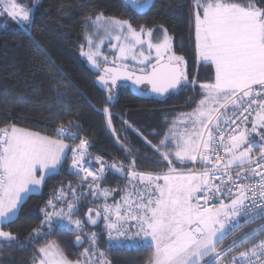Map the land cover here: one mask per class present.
Masks as SVG:
<instances>
[{"label": "snow or ice", "instance_id": "1", "mask_svg": "<svg viewBox=\"0 0 264 264\" xmlns=\"http://www.w3.org/2000/svg\"><path fill=\"white\" fill-rule=\"evenodd\" d=\"M37 3L39 0L30 8L19 0H0V15L30 28ZM141 7L147 8L149 3ZM195 7L197 56L214 68L215 77L200 84L202 98L197 107L177 117L159 145H152L157 154L154 166L161 170L139 171L135 157L130 165L117 160L109 164L101 156L93 161L89 153L92 145L79 135L80 125L73 121L58 126L54 135L0 127V247L27 248L47 240L59 226L75 235L77 245L87 240L88 247L73 261L55 241L48 242L34 253L32 264H110L99 250L102 233L85 230V223L98 226L102 219L107 247L127 243L150 248L145 264H264V239H257L264 236V224L237 237L226 249L218 247L240 229L242 221L264 220V8L258 7L256 0H196ZM85 24L91 31L86 36L88 50L81 46V55L94 69H103L98 80L108 93V103L115 99L119 80L137 87L148 85L151 93L159 96L195 85L183 71L184 57L174 53L167 29H163L162 39L154 42L152 29H136L129 20L105 17L102 12L94 20L87 17ZM105 39L115 50L111 61L101 51ZM35 43L55 71L62 73L39 42ZM129 60L140 66L139 74L126 63ZM109 62L114 66H106ZM64 80L67 76H61L52 87L60 89ZM65 97V92L57 90L52 102L63 104ZM104 112L109 116L108 127L118 136L109 108ZM241 116L243 120L236 125ZM123 123L131 127L127 120ZM77 139L79 144H75ZM122 147L131 156L130 147ZM68 151L72 153L68 171L81 181L80 187L61 186L41 208V228L34 229V235L25 241L3 230L49 176L60 174L69 159ZM93 163L99 167L94 168ZM109 170L121 178L127 176V184L117 189L101 187ZM116 191L122 193L120 200L109 204V196ZM88 195L93 204L103 197L102 209L89 207L87 221L74 219L81 199ZM201 199L202 205L198 203ZM133 228L136 231L131 233ZM246 243L250 246L226 259Z\"/></svg>", "mask_w": 264, "mask_h": 264}, {"label": "trees", "instance_id": "2", "mask_svg": "<svg viewBox=\"0 0 264 264\" xmlns=\"http://www.w3.org/2000/svg\"><path fill=\"white\" fill-rule=\"evenodd\" d=\"M138 1L141 4L134 3L136 7H141L147 0ZM19 3L31 8L35 1L19 0ZM195 3L196 0H152L149 7L140 12L124 0H40L32 12L30 33L4 17L6 15H0V127L16 126L42 135H54L57 126H67L69 121H73L80 125L77 131L94 143L93 150L96 153H109L128 165L132 163V157H135L138 170L160 171L154 166L157 154L152 145H159L178 116L197 107L202 98L200 84L214 81L215 77L214 68L197 56ZM256 3L258 7L264 8V0H256ZM101 12L105 17L127 19L136 29L141 26L146 30L159 27L167 29L174 41L173 51L184 57L185 73L189 81H196L195 85L190 83L185 89L168 93L162 99H155L141 98L126 84H119L114 90L115 99L108 103V93L101 90L95 82L99 73L81 55L85 19L89 16L93 19ZM34 41L39 42L55 65L63 69L62 73L55 71L53 65L40 54ZM61 76H67V80L62 81L64 86L60 89L53 88L52 84L60 81ZM57 90L66 93L63 104L52 102ZM105 107L109 108L118 136L113 135L108 127L109 116L104 112ZM228 111L230 114L231 108ZM124 120L131 127L125 125ZM122 145L130 147L131 156L125 153ZM255 155H258V150ZM68 157L60 174L49 176L42 184L41 191L27 198L20 207L17 218L3 225V230L10 231L20 241H25L30 235H34V229L41 228V221L44 219L41 208L61 186L65 189L69 184L80 187L81 181L68 171L70 151ZM125 182L118 177L106 176L101 187L117 189L123 187ZM87 187L84 184L83 190ZM77 194L79 195V191ZM121 195L120 191H116L107 202L113 203ZM92 199L90 195L81 199L76 218L84 221L89 207L101 208L105 203L103 197L96 204L92 203ZM261 224H264L262 219L253 223L243 222L240 229L228 235L218 247L226 249L234 239L257 229ZM104 227L102 219L95 228H89L85 224L86 231L102 233L99 250L105 253L110 264H145L152 249L126 245L109 248L106 245L108 237ZM43 230L47 232V226ZM261 237L263 236H258L257 239ZM74 238L75 235L67 230L55 227L47 240H41L27 248L0 247V264H32L34 253L52 241L61 247L69 259L75 261L84 248L88 247V241L85 240L80 248H76ZM247 245L249 244L246 243L243 247Z\"/></svg>", "mask_w": 264, "mask_h": 264}, {"label": "rangeland", "instance_id": "3", "mask_svg": "<svg viewBox=\"0 0 264 264\" xmlns=\"http://www.w3.org/2000/svg\"><path fill=\"white\" fill-rule=\"evenodd\" d=\"M35 1V3H36V0H34ZM40 1V0H39ZM135 4L136 5H139V4H141V2L140 1H138V0H135ZM4 17H8L7 15L6 16H4ZM9 19H11L10 17H8ZM95 18H93V20H94ZM12 20V19H11ZM12 21H14V20H12ZM15 23H16V21H14ZM17 24V23H16ZM22 30H24V31H26L27 33H30V28H28V27H25V26H23V25H18ZM91 31V29H88L87 28V26H85V32H84V37H83V47H84V50L85 51H87L88 50V44H87V41H86V36L89 34V32ZM154 31V33H155V38H154V42H156V41H158V40H160V39H162V37H163V28H161V27H159V28H157V29H155V30H153ZM169 35V34H168ZM170 36V35H169ZM171 38H172V36H170ZM172 41H173V38H172ZM98 42V41H97ZM112 43H116V41L115 40H113L112 41ZM174 47V41H173V43H172V48ZM101 51H102V53L104 54V55H108L109 56V61H111V56L114 54V49L112 48V46H111V44L109 43V41L107 40V39H105L104 40V43H103V45H101ZM177 55V54H176ZM83 56V58L87 61V63H88V65L94 70V71H96V72H98L99 74L102 72V68H100V69H94L93 67H92V65L89 63V61H88V59H87V57L86 56H84V55H82ZM180 56V55H179ZM155 62V53L153 52V59H152V63H154ZM101 63H103V59H102V57H101ZM126 63H128L130 66H134L135 68H139L140 66H138V65H135V62L134 61H132V60H129V61H126ZM111 64V62H109V64L108 65H110ZM108 65H106V66H108ZM181 67H182V69H183V71L185 72V62L181 65ZM179 117V116H178ZM251 119V118H250ZM247 127H251V124L249 123L248 125H247ZM262 131H264V130H262ZM66 142V141H65ZM66 143H68V142H66ZM258 156V155H257ZM128 182V181H127ZM159 183H161V181H159ZM41 188H42V185L40 186V188H39V190H38V192H36V193H34V194H38L40 191H41ZM110 197V196H109ZM118 200H120V197L118 198V199H116V201H118ZM109 204H111V203H109ZM65 207H66V205H65ZM102 207H103V205H102ZM102 207H101V209H102ZM242 224H243V221L241 222ZM62 229V228H61ZM66 230V229H65ZM136 231V229L134 228V230L132 229L131 230V233H134ZM130 233V234H131ZM137 239H141V237H136ZM236 250V249H235ZM235 253V252H234ZM230 254V253H229Z\"/></svg>", "mask_w": 264, "mask_h": 264}, {"label": "water", "instance_id": "4", "mask_svg": "<svg viewBox=\"0 0 264 264\" xmlns=\"http://www.w3.org/2000/svg\"><path fill=\"white\" fill-rule=\"evenodd\" d=\"M151 1L152 0H147L146 1V3H149V5H150V3H151ZM124 2L126 3V4H128L129 6H131L133 9H135V10H137V11H144V10H146L147 8H142V7H136V5L134 4V2H133V0H124ZM155 63V62H154ZM153 63V64H154ZM109 67H112V66H114V65H112V64H110V65H108ZM136 72H137V74H139V68H136ZM96 85L101 89V90H103V91H105V89L103 88V86L100 84V82H99V80H98V77H97V79H96ZM119 84H126L129 88H130V90L135 94V95H137V96H139V97H141V98H155V99H162V98H164L168 93H171V92H175L176 90H169V92H167V93H165L163 96H159V95H156V94H154V93H151V91H150V86H148V85H140V86H134V85H132V83H131V81H124V80H119V81H117V85H119ZM142 88H145V90H143V92H145V93H147V94H143L141 91H140V89H142ZM108 118V117H107ZM109 119V118H108ZM87 213H88V211H87ZM87 213L85 214V217H84V221H87ZM101 221V220H100ZM86 224V226L87 227H89V228H95V227H97V226H93V225H90V224H87V223H85ZM99 224H100V222H99ZM75 240H76V237L74 238V241H73V243H74V246L76 247V248H80L81 246L80 245H77L76 243H75ZM84 244V243H83Z\"/></svg>", "mask_w": 264, "mask_h": 264}, {"label": "built area", "instance_id": "5", "mask_svg": "<svg viewBox=\"0 0 264 264\" xmlns=\"http://www.w3.org/2000/svg\"><path fill=\"white\" fill-rule=\"evenodd\" d=\"M254 87H258V86H254ZM255 107H256V106L253 105V109H255ZM252 114L254 115V112H253ZM229 115H231V113H230ZM244 116H248V119H249V120H250V118H251V116H250L248 113H244ZM243 118H244V117L241 116L240 119H238V120L236 121V125H240L241 120H243ZM236 125H233V127H236ZM57 127H58V126H57ZM57 127H56V128H57ZM78 132H79V131H78ZM79 135H80L82 138L88 140V141L91 143L92 147L89 148V153L91 154V157H92L93 161H94V159H95L96 156H101V157H102L107 163H109V164H111V163L113 162V160L122 161V160L119 159L118 157H115V156H113V155H111V154H109V153H107V154L96 153V152L93 150L94 147H95L94 143H93L90 139H88L87 137H85V135H83L82 133L79 132ZM66 142H68L71 146H75V144H79V139H77V140L75 141V144H72V142H71L70 140H66ZM71 155H72V153H71V151H70V158H71ZM257 157H258V156H257ZM124 163H125V162H124ZM70 165H71V159H70ZM125 165H128V164L125 163ZM92 166H93L94 168L99 167V165H96L95 163H93ZM139 171H141V170H139ZM142 172H145V171H142ZM82 175H83V174H82ZM106 176H113V177L121 178L118 174L114 173L112 170H109V171L106 173ZM88 179L91 180V177H89ZM121 179H124V180L126 181L125 184H127V176H124V177L121 178ZM125 184H124V185H125ZM197 195H202V194H197ZM198 203H200V204L202 205V204L204 203V201L201 199V200L198 201ZM209 204H211V201H209ZM73 218H74V219H77L76 217H73ZM258 220H259V219H257L256 221H258ZM256 221H255V222H256ZM248 223H253V222H248ZM57 227H59V226H57ZM59 228H61V227H59ZM259 239H264V236L261 237V238H259ZM232 255H237V254L230 253L226 259H230Z\"/></svg>", "mask_w": 264, "mask_h": 264}, {"label": "crops", "instance_id": "6", "mask_svg": "<svg viewBox=\"0 0 264 264\" xmlns=\"http://www.w3.org/2000/svg\"><path fill=\"white\" fill-rule=\"evenodd\" d=\"M163 183V181L161 180V184ZM131 223H135V222H131ZM133 230H134V228H133ZM137 239V238H136ZM121 240H124V238L123 237H121ZM124 245H126V246H128L127 245V243H125ZM248 246H250V245H247L246 247H248ZM246 247H243L241 250H239V251H236L234 254H237L238 255V253L240 252V251H243L244 250V248H246Z\"/></svg>", "mask_w": 264, "mask_h": 264}]
</instances>
